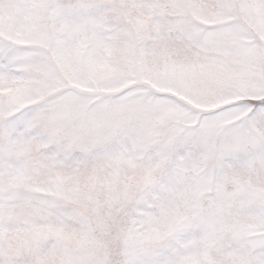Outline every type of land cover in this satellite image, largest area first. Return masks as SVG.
<instances>
[{
  "label": "snow or ice",
  "instance_id": "snow-or-ice-1",
  "mask_svg": "<svg viewBox=\"0 0 264 264\" xmlns=\"http://www.w3.org/2000/svg\"><path fill=\"white\" fill-rule=\"evenodd\" d=\"M0 264H264V0H0Z\"/></svg>",
  "mask_w": 264,
  "mask_h": 264
}]
</instances>
